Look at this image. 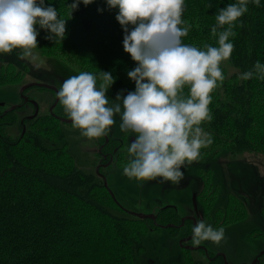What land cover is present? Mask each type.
Segmentation results:
<instances>
[{"label":"trees","instance_id":"obj_1","mask_svg":"<svg viewBox=\"0 0 264 264\" xmlns=\"http://www.w3.org/2000/svg\"><path fill=\"white\" fill-rule=\"evenodd\" d=\"M72 2L45 0L67 23L66 35L59 42L46 39L49 32L36 25L41 53L70 59L96 75L99 83L100 72H110L115 79L108 91L114 96L122 90L125 96L135 91V81L127 73L137 62L124 50V30L116 19L118 6L109 8L107 0H93L85 6L80 0L72 13ZM233 3L237 0H185L182 19L191 28L182 37L183 43L201 49L206 44L218 47L211 29L219 9ZM248 9L235 22L236 35L229 38L234 44L231 58L220 65L225 79L211 93L213 118L201 125L212 143L200 152L213 156L223 150L264 154V80L256 76L239 79L257 61L264 64V0L259 6L249 0ZM21 76L13 61L0 64V85L17 82ZM184 92L188 94L187 86ZM19 110L20 106L0 112V264H136L149 229L172 224L166 228L177 230L190 224L188 234L192 232V219L181 225L174 205L156 213L157 223L133 215L111 195L102 172L96 171L99 179L76 163L57 117L50 113L20 120ZM17 122L26 126L13 135L10 129ZM209 182L203 178L199 194L202 204L211 201L212 205L218 187L211 177L214 194L210 198ZM231 200L218 206L216 223L245 215V201L237 195ZM240 206L243 209L237 211ZM223 255L207 256L224 261ZM186 263L194 264L191 258Z\"/></svg>","mask_w":264,"mask_h":264},{"label":"clouds","instance_id":"obj_2","mask_svg":"<svg viewBox=\"0 0 264 264\" xmlns=\"http://www.w3.org/2000/svg\"><path fill=\"white\" fill-rule=\"evenodd\" d=\"M92 2L83 0L85 6ZM252 2L260 5V0ZM79 3L73 0L69 5L72 13ZM107 4L118 6L116 19L124 30V50L137 62L127 73L135 81V91L125 96L122 90L110 104L107 92L113 75L101 71L98 84L96 75L82 71L63 82L57 92L59 102L73 127L89 139L106 135L119 114L121 131L135 134L127 149L131 159L123 168L124 175L179 184L185 175L183 166L198 160L200 150L212 143L201 125L213 118L211 93L225 79L220 65L231 58L234 44L229 38L236 35L235 22L248 12L249 0L219 9L211 29L218 47L206 44L203 49L182 41L191 28L182 19L185 0H107ZM66 23L45 0H0V53L22 49L18 59H27L40 70L44 62L33 52L38 45L36 25L49 32L46 39L59 42L66 35ZM254 76L264 80V64L259 61L239 79ZM192 232L194 246L203 241L219 245L225 229L198 220Z\"/></svg>","mask_w":264,"mask_h":264},{"label":"rangeland","instance_id":"obj_3","mask_svg":"<svg viewBox=\"0 0 264 264\" xmlns=\"http://www.w3.org/2000/svg\"><path fill=\"white\" fill-rule=\"evenodd\" d=\"M21 52L22 49H14L11 53H0V64L13 61L22 72L19 81L0 85V112L23 102L20 88L25 83L46 82L59 89L67 78L83 71L70 59L55 54H42L38 47L33 52L39 55L44 66L36 70L27 59H18ZM97 83L99 84L98 81ZM25 94L29 100L20 106L18 112L20 120L35 112L36 105L31 100L39 104L37 115L50 114V106L56 96L54 90L33 86L26 89ZM107 96L110 104L115 101L116 96L109 91ZM54 111L60 116L68 117L59 101ZM114 119L116 123L106 135L113 138L118 145L122 144L115 147L111 164L100 168L99 163H105L108 159L102 160L99 152V146L104 138L89 139L81 134L80 129L74 128L72 122L59 121L76 163L81 168L95 173L99 179L100 176L96 171L102 172L115 198L125 208L156 214L161 208L174 205L180 218L193 215L198 220L212 225L214 229L223 227L224 239L219 245L212 241H203L200 245L207 248L211 257L217 252L225 254L231 264H251L254 258L264 251V154L262 152L231 154L223 150L216 156L211 155V152H200L198 160L183 166L185 175L179 184L163 182L160 178L151 181L130 179L124 175L123 168L131 159L127 149L132 139H135V134L121 131L119 114ZM22 125L25 128V123ZM22 125L17 122L11 126V133L18 134ZM205 177L210 181L206 186L207 192H211L210 198L214 194L211 190V177L214 180L212 184L218 187L217 199L212 205L211 201L206 204L201 203L199 191L204 188ZM236 195L245 201V215L237 220L234 219L235 221L228 220L225 224L216 223L214 219L217 217L215 212L218 206H223ZM194 201L197 203V210ZM242 209L240 206L237 211ZM197 212H201L203 218H199ZM154 228L143 235L142 248L137 254L136 264H187V259L190 258L194 264H224L220 257L210 260L204 249H187L181 245L180 240L182 236L188 234L190 224H184L177 230H169L166 227ZM190 242L192 244V241ZM258 264H264V255L259 257Z\"/></svg>","mask_w":264,"mask_h":264},{"label":"water","instance_id":"obj_4","mask_svg":"<svg viewBox=\"0 0 264 264\" xmlns=\"http://www.w3.org/2000/svg\"><path fill=\"white\" fill-rule=\"evenodd\" d=\"M33 86H36V87H44V88H48V89L54 90V91L56 92V97H55L54 102H53L52 105L50 106V113H51L52 115H54L55 117H57V118H58L59 120H61V121L72 122L71 119H70L69 117H63V116H60V115H58V114H56V113L54 112V107H55V105L57 104V102L59 101V98H58V96H57L58 88H57L55 85H53V84L46 83V82H39V81H30V82H28V83H25V84L22 85L21 88H20V94H21V96H22V98H23V102H26V101L29 100V98H28V96L25 94L24 90L28 89L29 87H33ZM31 102H34V103H35V105H36V110H35V112H34L32 115L28 116V117H30V118L36 116V115L38 114V112H39V104H38L37 102H35L34 100H31ZM20 105H21V103H19V104H14V105L10 106L9 108H7L5 111H8L9 109H14V108H16V107H18V106H20ZM133 140H134V139H133ZM100 175H101V174H100ZM101 176H102L103 179H104V184L109 188V186H108V182H107V178H106L104 175H101ZM109 191H110L111 195L115 198V196H114V194H113V191H112L110 188H109ZM115 199H116V198H115ZM194 205H195V208H196V210H197V203H196V201H194ZM130 212H131L133 215H136V216H138V217H140V218H150V219H153L154 222L157 223V222H156V214H155L154 212H138V211H131V210H130ZM197 214H198V216H199L200 218H203V214H202L201 212H197ZM187 218H192V220H193V228H194V227L196 226V223H197V221H198V218H197L196 216H193V215L183 216V217H182V221H181V225H183V224L185 223V220H186ZM170 225H172V224L161 225V226H162V227H168V226H170ZM192 237H193V232H191L189 235H187V236L181 238V240H180L181 245H182L183 247L187 248V249H195V250H196V249H207L204 245L194 246L193 244H190V243H187V244L184 243V242H186V241H190V240L192 239ZM263 253H264V251L260 252V254H258V255L254 258V260L252 261L251 264H256V263L258 262V260H259V256L262 255ZM223 256H224V264H231V263H229V261L227 260L225 254H224ZM244 264H245V263H244Z\"/></svg>","mask_w":264,"mask_h":264},{"label":"flooded vegetation","instance_id":"obj_5","mask_svg":"<svg viewBox=\"0 0 264 264\" xmlns=\"http://www.w3.org/2000/svg\"><path fill=\"white\" fill-rule=\"evenodd\" d=\"M59 90V89H58ZM24 92H25V90H24ZM56 93V92H55ZM56 97V96H55ZM24 104H26L25 102H21V105L20 106H23ZM57 104H58V102H57ZM56 104V105H57ZM56 105H55V107H56ZM55 107H54V109H55ZM55 112V111H54ZM28 117V116H27ZM104 139L102 140V142H101V144H100V146H99V152H100V154L102 155V160H104V159H107V161L105 162V163H102V162H100L99 163V168L100 167H106V166H108V165H110L111 164V161L113 160V156H114V150H115V147H118V146H120L122 143H120L119 145L117 144V142H115V140L113 139V138H109V136L108 135H104V136H102ZM104 165V166H103ZM98 171V170H97ZM106 177V176H105ZM200 218V217H199ZM189 219H192V218H189ZM186 221V220H185ZM190 234V233H189ZM189 234H186V235H184V236H182V238L183 237H185V236H187V235H189ZM190 241H192V240H190ZM190 241H186V242H184L185 244H187V243H190L191 244V242ZM204 251L207 253V255H209V251L207 250V249H204ZM258 262H259V260H258ZM258 262L256 263V264H258Z\"/></svg>","mask_w":264,"mask_h":264}]
</instances>
